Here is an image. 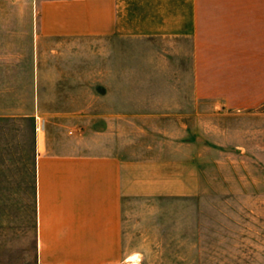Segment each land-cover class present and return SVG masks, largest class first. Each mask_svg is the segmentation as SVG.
Masks as SVG:
<instances>
[{
  "label": "crops",
  "instance_id": "obj_1",
  "mask_svg": "<svg viewBox=\"0 0 264 264\" xmlns=\"http://www.w3.org/2000/svg\"><path fill=\"white\" fill-rule=\"evenodd\" d=\"M254 36L264 0H0V155L19 172L0 179V264H264V218L205 213L197 157L173 166L124 127L125 41ZM205 235L227 254L205 262Z\"/></svg>",
  "mask_w": 264,
  "mask_h": 264
},
{
  "label": "rangeland",
  "instance_id": "obj_2",
  "mask_svg": "<svg viewBox=\"0 0 264 264\" xmlns=\"http://www.w3.org/2000/svg\"><path fill=\"white\" fill-rule=\"evenodd\" d=\"M172 38L176 40L123 43L125 112L132 106L140 111V122L125 121V132L147 141L157 155L169 154L173 166L174 160L197 157L205 213L221 206L264 218V42ZM4 161L0 155V179L17 177L18 171L3 170ZM217 193L240 197L235 202L206 197ZM6 205L0 202V244L15 237L1 234L6 211L10 213ZM213 238L205 235V262L227 254L211 249L219 244Z\"/></svg>",
  "mask_w": 264,
  "mask_h": 264
}]
</instances>
